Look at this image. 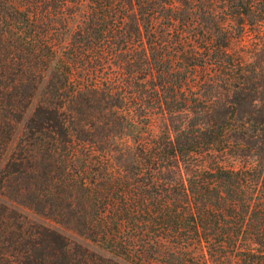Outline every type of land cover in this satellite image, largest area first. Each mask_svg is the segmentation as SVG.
I'll return each instance as SVG.
<instances>
[{
  "label": "trees",
  "instance_id": "trees-1",
  "mask_svg": "<svg viewBox=\"0 0 264 264\" xmlns=\"http://www.w3.org/2000/svg\"><path fill=\"white\" fill-rule=\"evenodd\" d=\"M50 66L2 195L129 264H264V0H0V160ZM0 264L122 263L0 203Z\"/></svg>",
  "mask_w": 264,
  "mask_h": 264
},
{
  "label": "rangeland",
  "instance_id": "rangeland-1",
  "mask_svg": "<svg viewBox=\"0 0 264 264\" xmlns=\"http://www.w3.org/2000/svg\"><path fill=\"white\" fill-rule=\"evenodd\" d=\"M51 69L52 66H50L44 73V76L42 79L39 80L37 83L36 89L33 93L31 102L29 106L27 107L26 111L24 112V115L22 119L15 125L13 134L5 148V151L2 154L1 160H0V168L4 164V162L7 160L11 150L17 143L19 137L22 134L24 123L28 116L31 114L32 110L36 106L37 103L40 102L41 99L44 98L45 92H46V85L48 83V79L51 75ZM135 133V127L134 126H127L124 129V134L117 136L115 141H112L114 146L117 148V152H115L114 155H120L123 156L124 160L128 159L130 156V147L133 146V135ZM0 203L7 206L9 209L16 211L19 213L22 218L29 222V223H35L40 226H44L57 234H60L61 236H64L67 238L71 243H76L98 255H101L106 258H111L114 260H117L121 262L122 264H129L125 260L113 255L112 253L106 251L102 247H100L97 243L90 240L89 238L85 237L84 235H81L77 233L76 231L72 230L71 228L56 222L55 220H52L51 218H48L47 216H44L27 205L14 200L6 195H2L0 193Z\"/></svg>",
  "mask_w": 264,
  "mask_h": 264
}]
</instances>
